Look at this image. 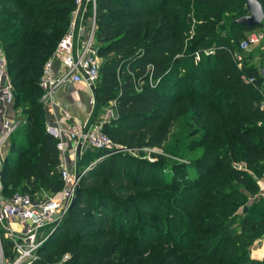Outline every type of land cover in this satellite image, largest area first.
I'll use <instances>...</instances> for the list:
<instances>
[{
  "label": "trees",
  "instance_id": "trees-1",
  "mask_svg": "<svg viewBox=\"0 0 264 264\" xmlns=\"http://www.w3.org/2000/svg\"><path fill=\"white\" fill-rule=\"evenodd\" d=\"M258 1L264 18V0ZM94 2L99 64L92 117L114 102V117L102 130L119 149L81 151L73 202L31 264H137L159 246L158 264H264V254L252 257L248 247L264 229V197L234 211L257 191L246 168L264 175V79L244 51L240 60L232 56L255 27L234 21L246 13L244 0ZM72 8L73 0H0V47L13 107L22 106L23 119L1 161L2 197L61 188L38 78ZM188 12L195 26L185 43L180 29L167 28L173 18L181 25ZM137 20L156 23L151 34L122 28ZM148 74L158 78L155 85ZM191 99L206 120L230 108L227 124L193 145L200 150L195 157L171 163L159 153L149 159L120 150L159 147L170 126L165 115ZM238 159L244 166H233ZM0 241L8 254L2 234Z\"/></svg>",
  "mask_w": 264,
  "mask_h": 264
},
{
  "label": "built area",
  "instance_id": "built-area-1",
  "mask_svg": "<svg viewBox=\"0 0 264 264\" xmlns=\"http://www.w3.org/2000/svg\"><path fill=\"white\" fill-rule=\"evenodd\" d=\"M87 5L90 6L89 19L84 18ZM94 8V0H73L66 30L43 61L38 78L41 89L39 100L49 115L46 116L44 127L55 138L58 151L57 171L62 182L61 188L57 193L34 197L25 192L0 196V236L2 234L7 239L9 252L4 254L0 241V264H31L37 257V249L57 227L74 195L80 176L76 171V159L84 148L107 149L108 153L116 151L114 147L119 149L102 130L103 123L114 117V102L110 100L97 117H92L95 105L92 86L98 78L99 64L94 43ZM263 40L264 27L261 30H248L239 39L238 51L232 53L233 58L240 60L241 51ZM208 51L203 50L204 53ZM194 57L198 59L197 51ZM260 76L264 79V70H261ZM243 78L248 82L254 79L252 76ZM157 81L158 78L153 79L148 74L150 86ZM69 82L84 83L88 88L87 102L91 110L81 122L75 120L65 108L60 107L58 115L54 111L57 103L51 97L52 92ZM9 110L12 111L10 115L7 114ZM18 115L20 113L13 111L12 86L6 75V60L0 47V166L3 146L13 129L23 122ZM66 256L64 253L62 258Z\"/></svg>",
  "mask_w": 264,
  "mask_h": 264
},
{
  "label": "rangeland",
  "instance_id": "rangeland-1",
  "mask_svg": "<svg viewBox=\"0 0 264 264\" xmlns=\"http://www.w3.org/2000/svg\"><path fill=\"white\" fill-rule=\"evenodd\" d=\"M89 13H90V6L87 5L84 13V18H88ZM187 15L188 18H186L184 22H181V25L179 24L178 19L173 18L172 23L167 28L168 30L170 28H173L175 30L180 29L181 34L183 35V41L185 43L187 41H190L191 38L193 37V28L195 26L192 13L188 12ZM155 24L156 23L153 22L147 23L146 21L137 20L131 24L124 23L122 25V28L128 29V31L130 32H136L138 34L146 33L147 35H149L153 31V26ZM263 26H264V18L258 26H255L250 30H261L263 29ZM245 33L246 32L243 33V36L245 35ZM243 54L246 55L247 60L253 62L257 66L259 72H261V70H264V40L262 43L256 46H252L251 48H249V50L244 51ZM193 60L196 61L197 58L194 57ZM210 88L215 90V87L213 86H211ZM195 102H196L195 100L191 99L188 102L181 103L179 107L170 111L168 115L167 114L165 115L164 119L170 121V126L168 129L166 139L161 143L159 147H140L134 149L120 148V150H124L126 152H129L130 154L143 156L149 159L152 158L151 153H159L162 155L163 158H165L166 161L171 163L188 162V160H190L189 158L195 157L197 154H199L200 150L199 149L195 150L196 147L194 148L193 145L198 143V141H200L203 137L205 138L204 133L205 132L207 133L208 131L209 134V132L212 129L218 127L223 128L227 124L226 121L230 119V115H229L230 108H228L226 112H223L219 115L217 114V116L214 119L206 120L205 116H203L202 114V110L200 109V107H195L196 106ZM21 108L22 106L13 107L14 112L20 113V115H18V118L20 120L22 119ZM99 113L100 112L94 115V117H97ZM7 147L8 144L5 147V153L7 151ZM114 149L117 150L115 147ZM232 164L237 168L238 166L240 167L244 166V162L239 159L232 160ZM76 171H78L77 167H76ZM246 171L251 173L252 177L254 178L257 184V191L255 192V194L253 193L249 195L248 199L245 202H242V204L239 203L238 208L235 209L234 211L240 214L242 213V211H240L241 206L243 208L247 207L251 202L257 200L260 196L264 197V175L254 174L248 168H246ZM80 172L81 171H78L79 174H81ZM188 172L190 175L193 174L191 167L189 168ZM12 184H14V181L12 182ZM45 194H53V193L41 192V195H45ZM248 247H249V254L252 257H260L262 256V254H264V229H262L261 232L253 239L252 243ZM162 248L163 247L161 246L157 248L154 247L153 249H151L150 254H147L145 258H143L137 264L160 263Z\"/></svg>",
  "mask_w": 264,
  "mask_h": 264
},
{
  "label": "crops",
  "instance_id": "crops-1",
  "mask_svg": "<svg viewBox=\"0 0 264 264\" xmlns=\"http://www.w3.org/2000/svg\"><path fill=\"white\" fill-rule=\"evenodd\" d=\"M264 27V26H263ZM53 101L57 103L55 113L58 115L59 108H65L70 115L77 121H82L88 117L91 108L87 102L88 88L84 83H65L57 87L51 95ZM109 103V102H108ZM12 113L11 110L7 112L8 115ZM48 117V112H46ZM47 119V118H46ZM3 146L2 154H5V147Z\"/></svg>",
  "mask_w": 264,
  "mask_h": 264
},
{
  "label": "water",
  "instance_id": "water-1",
  "mask_svg": "<svg viewBox=\"0 0 264 264\" xmlns=\"http://www.w3.org/2000/svg\"><path fill=\"white\" fill-rule=\"evenodd\" d=\"M246 13L236 16L234 21L247 26H256L263 18V10L258 0H244ZM73 202V196L70 199L67 210ZM243 209H246L244 207Z\"/></svg>",
  "mask_w": 264,
  "mask_h": 264
}]
</instances>
